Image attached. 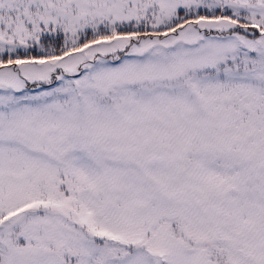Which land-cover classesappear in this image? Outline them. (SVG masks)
<instances>
[{"label": "snow or ice", "instance_id": "1", "mask_svg": "<svg viewBox=\"0 0 264 264\" xmlns=\"http://www.w3.org/2000/svg\"><path fill=\"white\" fill-rule=\"evenodd\" d=\"M0 264H264V0H0Z\"/></svg>", "mask_w": 264, "mask_h": 264}]
</instances>
